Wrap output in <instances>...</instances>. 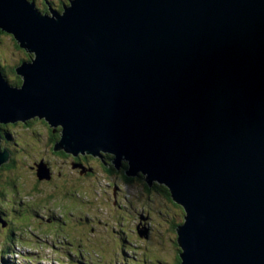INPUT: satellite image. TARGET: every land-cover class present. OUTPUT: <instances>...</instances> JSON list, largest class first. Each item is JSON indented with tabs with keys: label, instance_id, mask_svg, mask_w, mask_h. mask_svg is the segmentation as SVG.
<instances>
[{
	"label": "water",
	"instance_id": "1",
	"mask_svg": "<svg viewBox=\"0 0 264 264\" xmlns=\"http://www.w3.org/2000/svg\"><path fill=\"white\" fill-rule=\"evenodd\" d=\"M0 30L33 53L20 86L0 69L1 122L165 185L179 264H264V0H0Z\"/></svg>",
	"mask_w": 264,
	"mask_h": 264
},
{
	"label": "rangeland",
	"instance_id": "2",
	"mask_svg": "<svg viewBox=\"0 0 264 264\" xmlns=\"http://www.w3.org/2000/svg\"><path fill=\"white\" fill-rule=\"evenodd\" d=\"M54 1L60 4L62 0ZM36 3L44 11L42 4ZM12 37L0 30V63L1 66H7L10 78L16 79L12 77L8 66L17 65L23 57V51L17 48ZM38 129L44 137L47 136L45 125L39 123ZM43 143L46 147V140ZM38 149L45 150L42 145H38ZM51 158V154L44 156L46 162ZM39 165L47 166L41 161ZM48 171L51 177L49 168ZM0 176L4 180L12 179L26 193L36 183L33 173L24 166L13 172L2 171ZM17 176L20 179L16 180ZM78 176L77 172L68 173L64 179L56 175L54 182L57 191L53 193L45 190L50 186L44 181L37 185L38 190L33 195L26 196L23 193L28 204H38L33 213L51 218L59 217L64 212L68 215L72 211L70 222L64 217L62 221L50 225L47 220L34 214L18 219L12 212L16 206L15 199L8 202L0 196V208L7 209L14 221L11 225L14 236H8L6 231L0 233V264H3V259L9 260L8 264H175L180 250L176 246V227L184 215L179 207L155 191H146L138 181L129 184L120 182L117 187L122 189L118 197L123 198L124 195V200H121L113 198V192L107 188L106 172L96 171L84 175L85 181L77 180ZM50 177L41 179L48 180ZM99 185L103 187L102 193L100 189L93 190ZM111 185L114 186L113 182ZM46 198H51V201ZM83 211L90 212L92 218L88 222H82ZM137 211H143L145 215L140 221ZM77 217L81 224L74 223ZM136 224L137 232L133 230ZM123 228L126 240L121 234ZM144 230H147V236L142 237L141 232ZM28 250H32L34 257L24 258L22 252Z\"/></svg>",
	"mask_w": 264,
	"mask_h": 264
},
{
	"label": "flooded vegetation",
	"instance_id": "3",
	"mask_svg": "<svg viewBox=\"0 0 264 264\" xmlns=\"http://www.w3.org/2000/svg\"><path fill=\"white\" fill-rule=\"evenodd\" d=\"M34 1L38 2L39 4H42V7L46 12H49L50 9L62 11L64 7L69 4V0H62L60 1V4L56 3L54 0ZM12 39L14 40L17 48L23 51V57H21L19 63L17 65L8 66L11 70L12 77H16V79L10 78V74L6 71L7 66H1L0 63V69L10 84L20 86L22 83V78L16 73L15 69L23 61L30 60L32 56L26 49L18 45L14 37H12ZM39 123L47 127L48 134L46 137H44L42 132L39 131ZM60 139L61 127L51 126L50 123L44 118L32 117L27 120H17L8 122L0 121V158L4 159L5 156L8 155V160L0 166V173L2 171L13 172L15 169L19 170L20 167L24 166L31 173H33L36 178V183L33 185L32 188H30V192L26 193L22 190V188H18V184H14V182H12V179L4 180L2 176H0L2 186L4 183H6L7 185L9 184L6 188H4V190L0 191V194L2 193L1 197H4V199H6V201L8 202H12L13 199H15L16 206L14 207L12 212L15 213V216L18 219L22 218L23 213H26L27 215L31 213L43 220H47L48 224L50 225L62 221V218L64 217L67 218L70 222L71 217H73L72 215L70 216V214H72V211H70L68 215H66V212H64V214H60L59 217L52 216L51 218H46L44 216L38 215L37 213H33L36 210L35 206H37L38 204H35V206L28 204L27 200L23 198V193H25L26 196L33 195L38 190L37 185L43 181L50 186L49 189L45 190L48 193H53L57 191V186L54 182L56 175L62 176L64 179V177L68 173L77 172L79 174L77 180L85 181L86 179L83 178L84 175H91L96 171H103L108 174L106 181L107 188L111 189V191L113 192V198L115 199L124 200V195L123 198L118 197L122 192V189L117 187L118 185H120V182H123L124 184H129L132 181H138L140 184H143L146 191H155L157 194L167 198L168 201H171L172 204L179 207L182 211V214H184L183 207L172 200L169 189L165 185L159 183H153L152 185H150L148 182H146L145 176L141 173L129 175L127 160L122 159L121 162L118 163L115 160L114 154L105 151H101L98 154L70 152L66 150L62 145H59ZM44 140H46L47 142L46 147L43 143ZM38 145L44 146L45 150L38 149ZM48 154H51L52 158L48 160V162H46L44 160V156H47ZM25 158H29V162ZM40 161L46 163L48 168L50 169L51 177L48 180H43L39 177ZM18 178L20 179V177ZM111 182H113L114 186L111 185ZM98 189H100L102 193V185L93 188V190L95 191H97ZM85 196L86 195L83 196L84 199H86ZM46 199L51 201V198ZM83 213V216L79 215L83 217L82 222H88L89 219L92 218L91 216H89L90 212L86 213L83 211ZM136 213L138 215V221L142 220V217L145 216L143 214V211H137ZM9 215L10 213L7 209L0 208V233L1 231H6L8 236H14L13 227L11 226L14 221L11 220ZM78 217L76 220H74L75 224L82 223L77 221L79 220ZM149 217L150 216H148V218ZM65 222L63 223L67 224ZM137 228L138 224L134 226L133 230H136L137 232ZM7 250H10V248H8ZM31 251L32 250L22 252L24 258L34 257ZM3 260V264H8V260Z\"/></svg>",
	"mask_w": 264,
	"mask_h": 264
},
{
	"label": "trees",
	"instance_id": "4",
	"mask_svg": "<svg viewBox=\"0 0 264 264\" xmlns=\"http://www.w3.org/2000/svg\"><path fill=\"white\" fill-rule=\"evenodd\" d=\"M43 12H46V11H43ZM32 56V55H31ZM16 180H18L19 178L18 177H16L15 178ZM147 182V181H146ZM8 185L6 184V183H4L3 184V186H1L0 187V191L1 190H4V188H6ZM0 196H2V193L0 194ZM172 198V197H171ZM173 200V199H172ZM174 201V200H173ZM176 203V202H175ZM29 215H32L31 213L30 214H26V213H23L22 214V218H24V217H26V218H28L29 217ZM21 218V219H22ZM178 226V225H177ZM125 233H126V231L124 230V228L123 229H121V234H123V236H124V239H125ZM126 240V239H125ZM178 245V243H176V246ZM179 246V245H178ZM127 248V247H126ZM179 253H180V250L178 251ZM179 253L177 254V257H176V262H175V264H179L180 263V258H179Z\"/></svg>",
	"mask_w": 264,
	"mask_h": 264
},
{
	"label": "bare ground",
	"instance_id": "5",
	"mask_svg": "<svg viewBox=\"0 0 264 264\" xmlns=\"http://www.w3.org/2000/svg\"><path fill=\"white\" fill-rule=\"evenodd\" d=\"M15 39V38H14ZM31 55H33V53L29 52Z\"/></svg>",
	"mask_w": 264,
	"mask_h": 264
}]
</instances>
